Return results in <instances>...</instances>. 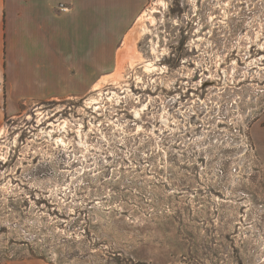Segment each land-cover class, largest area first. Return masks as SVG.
I'll use <instances>...</instances> for the list:
<instances>
[{"label":"rangeland","instance_id":"374dc122","mask_svg":"<svg viewBox=\"0 0 264 264\" xmlns=\"http://www.w3.org/2000/svg\"><path fill=\"white\" fill-rule=\"evenodd\" d=\"M95 78L0 100V264H264V0H145Z\"/></svg>","mask_w":264,"mask_h":264},{"label":"crops","instance_id":"0c3cea01","mask_svg":"<svg viewBox=\"0 0 264 264\" xmlns=\"http://www.w3.org/2000/svg\"><path fill=\"white\" fill-rule=\"evenodd\" d=\"M144 5L145 0H0V100L11 109L86 93L114 63ZM261 119L256 137L264 157V112Z\"/></svg>","mask_w":264,"mask_h":264},{"label":"built area","instance_id":"2783aa9c","mask_svg":"<svg viewBox=\"0 0 264 264\" xmlns=\"http://www.w3.org/2000/svg\"><path fill=\"white\" fill-rule=\"evenodd\" d=\"M60 10H66L67 8L63 5V4H60ZM264 90V89H263Z\"/></svg>","mask_w":264,"mask_h":264}]
</instances>
